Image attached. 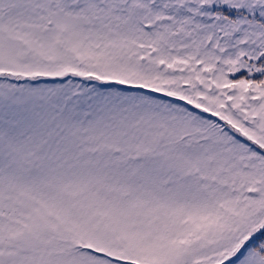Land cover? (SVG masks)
<instances>
[{"label":"snow or ice","instance_id":"6c2138e0","mask_svg":"<svg viewBox=\"0 0 264 264\" xmlns=\"http://www.w3.org/2000/svg\"><path fill=\"white\" fill-rule=\"evenodd\" d=\"M0 264H264V0H0Z\"/></svg>","mask_w":264,"mask_h":264}]
</instances>
